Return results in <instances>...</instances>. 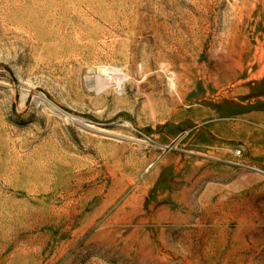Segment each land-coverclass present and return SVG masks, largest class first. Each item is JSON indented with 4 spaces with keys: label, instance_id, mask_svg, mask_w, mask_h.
I'll return each instance as SVG.
<instances>
[{
    "label": "rangeland",
    "instance_id": "rangeland-1",
    "mask_svg": "<svg viewBox=\"0 0 264 264\" xmlns=\"http://www.w3.org/2000/svg\"><path fill=\"white\" fill-rule=\"evenodd\" d=\"M0 264H264V0H0Z\"/></svg>",
    "mask_w": 264,
    "mask_h": 264
},
{
    "label": "bare ground",
    "instance_id": "bare-ground-1",
    "mask_svg": "<svg viewBox=\"0 0 264 264\" xmlns=\"http://www.w3.org/2000/svg\"><path fill=\"white\" fill-rule=\"evenodd\" d=\"M47 103L49 104V106L51 107V108H53V109H55V110H58L56 107H55V105H53L52 103H50L49 101H47ZM59 111V110H58Z\"/></svg>",
    "mask_w": 264,
    "mask_h": 264
}]
</instances>
